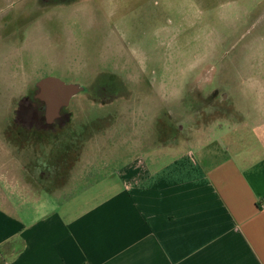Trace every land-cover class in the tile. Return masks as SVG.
<instances>
[{
    "label": "rangeland",
    "instance_id": "1",
    "mask_svg": "<svg viewBox=\"0 0 264 264\" xmlns=\"http://www.w3.org/2000/svg\"><path fill=\"white\" fill-rule=\"evenodd\" d=\"M262 71L264 0H0V128L27 98L51 101L42 79L80 86L50 124L57 134H43L56 145L49 174L61 198L41 211L82 206L136 155L169 158L219 120L238 121L227 93L256 91L245 80Z\"/></svg>",
    "mask_w": 264,
    "mask_h": 264
},
{
    "label": "crops",
    "instance_id": "2",
    "mask_svg": "<svg viewBox=\"0 0 264 264\" xmlns=\"http://www.w3.org/2000/svg\"><path fill=\"white\" fill-rule=\"evenodd\" d=\"M246 78L256 91L227 93L241 119L219 120L169 158L136 155L99 196L63 212L41 211L61 198L49 174L56 145L43 139L59 130L12 123L10 109L0 128V264H264V71Z\"/></svg>",
    "mask_w": 264,
    "mask_h": 264
},
{
    "label": "flooded vegetation",
    "instance_id": "3",
    "mask_svg": "<svg viewBox=\"0 0 264 264\" xmlns=\"http://www.w3.org/2000/svg\"><path fill=\"white\" fill-rule=\"evenodd\" d=\"M52 94V95H51ZM50 98L51 101L43 96H35L34 98H38L41 100L43 103L41 105L35 104V101L27 98L25 101V104L27 105V108H22L25 109L26 111H21V107H18L16 109V115L17 119L16 122H19L20 124L23 125H32L35 123H44L45 125H50L54 124L52 122L53 119L56 118H61L63 116V112L68 105H63L58 111H56L55 106L58 104L59 100L61 99V96L59 94H54L51 93ZM74 96V95H73ZM42 113V117L39 116V114ZM68 117L70 116V112H67ZM65 114V116L67 115Z\"/></svg>",
    "mask_w": 264,
    "mask_h": 264
},
{
    "label": "water",
    "instance_id": "4",
    "mask_svg": "<svg viewBox=\"0 0 264 264\" xmlns=\"http://www.w3.org/2000/svg\"><path fill=\"white\" fill-rule=\"evenodd\" d=\"M40 86H46L49 94H59L62 100L58 101L55 106L56 111H58L63 105H68L71 97L80 91V86L77 84H67L64 81L56 77H47L40 81ZM52 95V94H51Z\"/></svg>",
    "mask_w": 264,
    "mask_h": 264
}]
</instances>
